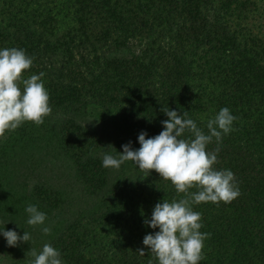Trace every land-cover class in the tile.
Wrapping results in <instances>:
<instances>
[{
  "label": "trees",
  "instance_id": "obj_1",
  "mask_svg": "<svg viewBox=\"0 0 264 264\" xmlns=\"http://www.w3.org/2000/svg\"><path fill=\"white\" fill-rule=\"evenodd\" d=\"M256 4L262 24L264 0H0V49L22 48L34 57L24 78L45 74L52 112L44 121L59 118L65 130L87 104L107 114L103 136H83L79 126L68 130L76 132L72 139L79 138L67 144L86 190L104 195L98 209L59 223L61 231L50 235L24 228L22 235L26 231L32 239L15 247L8 248L1 235L4 256L30 264V250L39 253L50 243L63 264H148L150 259L158 264L143 238L159 228L144 221L151 220L157 203L184 194L155 170L143 172L132 161L105 168L102 157L111 150L118 155L129 142L138 149L142 131L146 138L158 135L168 119L162 109L187 111L208 134L207 121L228 107L238 117L234 130L219 143L213 138L207 149L220 148L214 167L231 170L241 194L231 203L193 205L202 213L200 231L211 234L199 264H264V38L252 34L246 22ZM63 13L70 23L59 29ZM33 124L14 130L29 145L36 143L30 136ZM43 200L42 205L52 202ZM9 212L16 215L12 208Z\"/></svg>",
  "mask_w": 264,
  "mask_h": 264
},
{
  "label": "clouds",
  "instance_id": "obj_2",
  "mask_svg": "<svg viewBox=\"0 0 264 264\" xmlns=\"http://www.w3.org/2000/svg\"><path fill=\"white\" fill-rule=\"evenodd\" d=\"M34 57L22 48L0 49V137L6 131H14L24 122H34L37 126L44 123L52 108L49 105V92L45 87L41 72L24 78V72L33 65ZM21 85L23 87H21ZM168 119L162 121L163 130L154 137L146 138L147 132L138 136L140 147L133 149L131 142L122 146L118 155L104 154L102 166L119 169L126 161L134 162L138 168L150 174L155 170L164 180L174 185L177 193L184 197L164 200L157 203L151 220L144 223L153 229L154 234H147L143 244L154 254L158 264H199L204 259V241L211 234L201 232L202 213L193 210L194 204L212 202L231 203L240 196L234 173L231 170H217L220 148L209 151L207 146L222 141V136L233 131V122L238 119L228 107H223L214 118L207 121L208 134L188 118V112L179 114L176 110L162 109ZM191 135L185 137V133ZM194 137V138H193ZM197 191H189L190 189ZM28 225H43L46 213L34 204H29ZM45 235L51 234V228L42 227ZM8 246L15 247L21 242H30L31 235L24 232L20 235L15 230L0 229ZM144 255V249H138ZM33 257L30 264H63L61 253L50 243H45L42 250L35 248L28 253ZM148 264H154L149 260Z\"/></svg>",
  "mask_w": 264,
  "mask_h": 264
},
{
  "label": "rangeland",
  "instance_id": "obj_3",
  "mask_svg": "<svg viewBox=\"0 0 264 264\" xmlns=\"http://www.w3.org/2000/svg\"><path fill=\"white\" fill-rule=\"evenodd\" d=\"M256 5L258 10L254 11L255 13L251 12L248 15L251 20L246 19V22L250 25L252 34L264 38V22L259 24L258 21L262 10L259 4ZM66 18L67 15L63 13L59 20V29L70 23ZM226 20L231 22L230 17ZM82 108L83 115L78 120L74 118V125H69L65 130L61 128L59 118L46 119L39 126L34 123L30 136L36 143L32 145L28 144V139H22L25 138L24 136L20 140V136L15 131H6L5 135L0 137V229L18 230L17 232L22 235V229L27 227L29 228L26 230L32 228L42 232V227L52 226L51 232L55 230L60 232L62 228L59 227V223L76 218L78 213H81L80 218L98 209L95 206L99 205L100 196L104 195L101 191L90 193L86 190L88 185L84 181L85 178L79 175L70 159L74 150L67 144L79 138L72 139L76 132L70 134L68 130H75L79 126L78 133L83 136H88L90 133L93 138L103 136L100 131L101 124L107 114L103 110L95 109L92 104ZM103 126L106 130L107 125ZM111 129V127L107 128L108 131ZM58 139L66 144L63 143L64 146L58 147L56 144ZM99 143L103 144V142ZM103 149L108 152L109 146ZM96 150L97 156H102L99 147ZM112 152L113 150L108 153L112 154ZM122 178L123 176L119 180ZM114 181L118 180L114 179ZM108 185L110 186L109 180L106 181V186ZM117 193L119 192L112 194ZM47 198L52 202L42 205L40 202ZM90 202H95V205H90ZM29 204L36 205L40 211L46 213L50 224L46 221L43 225H28L29 215L25 209ZM11 208L16 215L9 212ZM53 225L60 229H54ZM1 235L2 233L0 237ZM13 257H15L13 254L4 256L0 251V264H14Z\"/></svg>",
  "mask_w": 264,
  "mask_h": 264
}]
</instances>
